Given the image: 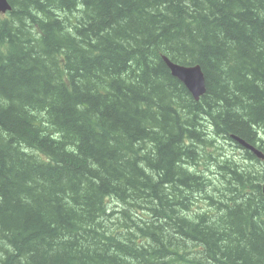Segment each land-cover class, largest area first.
<instances>
[{"label": "trees", "instance_id": "16d2710c", "mask_svg": "<svg viewBox=\"0 0 264 264\" xmlns=\"http://www.w3.org/2000/svg\"><path fill=\"white\" fill-rule=\"evenodd\" d=\"M9 2L0 264H264V0Z\"/></svg>", "mask_w": 264, "mask_h": 264}, {"label": "water", "instance_id": "95a60500", "mask_svg": "<svg viewBox=\"0 0 264 264\" xmlns=\"http://www.w3.org/2000/svg\"><path fill=\"white\" fill-rule=\"evenodd\" d=\"M11 11L12 6L8 2V0H0V13H8ZM164 59L173 77L177 78L185 85L195 101H200V99L207 92L206 79L201 66H186L174 63L167 57H165ZM235 139L239 142L240 145L243 146L245 150L253 152L257 158L264 160V152L239 137H235Z\"/></svg>", "mask_w": 264, "mask_h": 264}, {"label": "rangeland", "instance_id": "374dc122", "mask_svg": "<svg viewBox=\"0 0 264 264\" xmlns=\"http://www.w3.org/2000/svg\"><path fill=\"white\" fill-rule=\"evenodd\" d=\"M225 146L229 149V150H232V147L231 146H229V143L228 142H226L225 143ZM239 157H241V154L240 153H236ZM202 204H203V206L206 204L204 201H202Z\"/></svg>", "mask_w": 264, "mask_h": 264}]
</instances>
